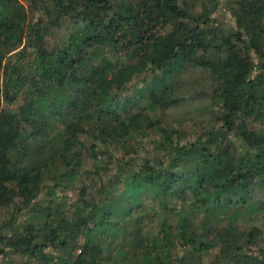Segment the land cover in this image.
<instances>
[{
	"label": "trees",
	"instance_id": "16d2710c",
	"mask_svg": "<svg viewBox=\"0 0 264 264\" xmlns=\"http://www.w3.org/2000/svg\"><path fill=\"white\" fill-rule=\"evenodd\" d=\"M0 264H264V0H0Z\"/></svg>",
	"mask_w": 264,
	"mask_h": 264
},
{
	"label": "rangeland",
	"instance_id": "374dc122",
	"mask_svg": "<svg viewBox=\"0 0 264 264\" xmlns=\"http://www.w3.org/2000/svg\"><path fill=\"white\" fill-rule=\"evenodd\" d=\"M69 196L73 198L75 195L74 194H71V192H70ZM148 205L152 206V203L149 201L148 202ZM216 251H217V249L215 248V249H213V250L210 251V254H206L204 256L205 260L208 261L211 258H213V256L215 255Z\"/></svg>",
	"mask_w": 264,
	"mask_h": 264
}]
</instances>
